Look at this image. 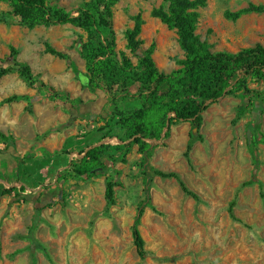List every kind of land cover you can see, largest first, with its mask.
Returning <instances> with one entry per match:
<instances>
[{"label":"rangeland","instance_id":"1","mask_svg":"<svg viewBox=\"0 0 264 264\" xmlns=\"http://www.w3.org/2000/svg\"><path fill=\"white\" fill-rule=\"evenodd\" d=\"M91 1L48 0L72 17ZM204 1L198 9L196 34L212 51L235 53L263 40L254 19L231 21L224 17L225 12H236L257 0ZM163 4V0H119L112 7V27L116 51H124L133 66L153 43L156 67L169 73L178 68L176 62L184 54L176 32L150 17L151 10ZM137 14L144 21L140 35L143 46L132 55L125 50L123 33L133 26L132 18ZM0 20V68L12 66L14 59L27 64L35 80L46 82H42L43 88L37 83L38 90H45L56 101H69V95L55 87L57 76L51 68L64 62L74 71L72 80L78 82L72 59L79 55L80 41L85 40L83 31L71 25L28 29L13 18L6 3H0ZM46 45L63 52L67 59L51 57ZM10 47L17 51L14 58ZM138 87L136 84L125 98L117 95L121 111L139 107ZM250 87L264 92V80L250 83ZM95 95L101 104L99 117L104 124L107 120V125L98 129L108 178L70 176L73 183L63 188L59 207L51 211V221L28 233L30 238H38V242L33 239V247L13 252L2 246L4 238L0 236V264H264V96H231L213 104L203 114L200 134L204 141L194 142L189 167L183 157L188 124L172 127L170 137L155 148L144 166L136 146L117 152L112 149L121 145L120 140L127 142L112 114L115 101L112 94ZM254 165L255 183L243 185L252 180ZM150 170L177 172L199 201L184 195L174 180L150 177ZM106 180L115 184L113 205L104 198ZM232 201L237 222L228 214ZM142 204L145 209L139 230L145 243L144 258L137 255L130 233ZM23 233L27 231L17 234ZM17 234L12 235V242L20 240ZM22 251L28 256L16 260Z\"/></svg>","mask_w":264,"mask_h":264},{"label":"trees","instance_id":"2","mask_svg":"<svg viewBox=\"0 0 264 264\" xmlns=\"http://www.w3.org/2000/svg\"><path fill=\"white\" fill-rule=\"evenodd\" d=\"M57 1V0H56ZM119 0H92L79 10L77 17H72L64 10L52 5L48 0H0L11 8V15L18 23L28 29L37 26L71 25L83 31L85 40L79 45V55L85 62V74L76 73L83 88L92 94L103 93L113 95V116L118 118L124 137L121 145L114 151L130 145L137 147L144 166H147L155 148L162 145L163 140L170 137L171 128L179 123L190 125L188 141L183 153L191 167L190 152L195 141L203 142L200 134L202 115L213 104L225 97L244 95L249 98H262L264 92L254 90L250 83L264 80V47L255 45L243 48L236 53L212 51L206 41L196 34L198 9L204 6V0H163L164 4L153 8L150 17L159 20L169 30H174L177 42L184 58L176 62L177 69L169 73L161 72L153 61L155 46L152 43L133 66L124 51H116L115 32L112 27V7ZM264 14V5L249 4L236 12H225L227 20L236 21L248 14ZM1 22V20H0ZM133 26L123 33L125 50L136 55L142 48L140 39L144 21L140 14L132 18ZM45 51L59 59H67V55L45 46ZM11 57L17 51L10 47ZM16 71L21 79L33 87L41 81L35 80L30 67L15 59L12 66L0 68V79L8 73ZM138 84L139 107L121 111L116 103L117 95L125 98L130 90ZM18 97L12 96L3 101L10 103ZM107 123L105 124V126ZM0 138H4L0 134ZM102 146L88 149L80 160L72 165L74 176L90 179L107 174V166L102 159ZM112 156H110V159ZM150 177L156 176L165 180H174L184 195L199 201V197L190 191L177 172L150 170ZM256 166L252 180L243 185L255 183ZM0 176V182H5ZM115 184L108 181L105 185V201L113 205L115 200ZM23 190V187L20 188ZM14 188H2L0 198L9 195ZM235 202L232 201L228 214L233 221H238L233 214ZM144 205H140L137 216L130 228L131 237L137 255L145 257L144 240L140 234Z\"/></svg>","mask_w":264,"mask_h":264},{"label":"crops","instance_id":"3","mask_svg":"<svg viewBox=\"0 0 264 264\" xmlns=\"http://www.w3.org/2000/svg\"><path fill=\"white\" fill-rule=\"evenodd\" d=\"M254 5H264V0H257ZM241 18L254 19L255 30L263 34L262 41L246 48L264 47V14L252 13ZM72 60L75 70L85 74L81 57L73 56ZM51 72L57 76L55 87L67 93L69 101L49 98L45 90L29 86L18 74L0 79V134L4 137L0 138V176L6 180L0 184L2 188H14L11 194L0 198V236L4 238L2 246L13 252L29 249L38 242L37 236L33 238L35 242L28 233L41 230L51 221V211L59 207L63 188L73 183L70 176H75L71 166L88 149L103 144L98 128L104 123L99 117L101 104L97 96L83 88L79 81L72 80L74 71L64 62L51 68ZM41 82L46 84L43 79ZM12 96L18 98L3 103ZM109 144L113 145V140ZM108 176V173L102 175L101 179ZM19 231L27 233L17 234ZM14 234L20 235V240L12 242ZM27 256L28 253L22 251L16 260Z\"/></svg>","mask_w":264,"mask_h":264}]
</instances>
